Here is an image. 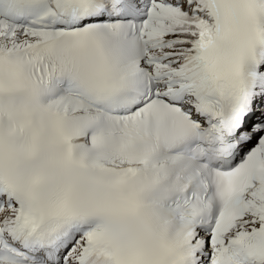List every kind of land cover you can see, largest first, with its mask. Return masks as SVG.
Here are the masks:
<instances>
[{"label":"snow or ice","instance_id":"snow-or-ice-1","mask_svg":"<svg viewBox=\"0 0 264 264\" xmlns=\"http://www.w3.org/2000/svg\"><path fill=\"white\" fill-rule=\"evenodd\" d=\"M0 264H264V0H0Z\"/></svg>","mask_w":264,"mask_h":264}]
</instances>
